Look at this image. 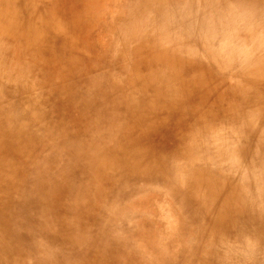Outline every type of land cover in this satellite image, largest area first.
<instances>
[{
	"label": "rangeland",
	"instance_id": "374dc122",
	"mask_svg": "<svg viewBox=\"0 0 264 264\" xmlns=\"http://www.w3.org/2000/svg\"><path fill=\"white\" fill-rule=\"evenodd\" d=\"M147 1L152 4L154 0ZM185 2L179 7H183ZM4 3L10 17L15 16L17 25H8L9 37L0 36L4 48L0 54L1 77L6 78L9 73L6 84L17 81L20 90L28 89L30 83L34 86L40 82L43 87L37 91L39 96L53 98L54 89L49 90L52 86L44 85L41 79L42 75H47L55 88L59 87L65 93L63 97L58 95V101L47 107L50 122L45 124L54 126V133L52 130L53 134H50L52 138L33 128L27 129L28 125L22 121L19 125V116L14 117L17 119L15 122L9 123V113L0 111V153L3 147L14 143L18 135L22 138L31 135L25 137L27 144L30 139L33 144L32 136L35 144H40L37 150L23 147L31 160L10 152L7 157L3 152L0 204H8L6 201L9 200L12 201L10 207L25 198L13 189L4 175L7 164L17 163L26 168L29 175L34 174L29 180L33 185L31 194L49 195L45 203L50 210L44 219L54 229L48 230L45 223L39 225L34 222L42 215L36 209L26 214L23 222L13 223L11 216L15 213L7 214L0 221V226L7 222L9 243H15L3 250L4 256L21 254L22 258L16 264H207L213 261L215 264L223 261L257 264V257L251 255L247 248V251L244 247L234 251L224 244H213L210 237L212 226L207 222L209 218L198 212L199 204L193 201L192 196L200 192L205 195L213 193L210 185L203 186L204 180L199 173L210 168L216 150L220 151L219 146L225 150L224 153L220 151L222 157H229L234 163L224 165L220 175H229V171L235 170L250 175L252 179L261 177L258 182L264 180V174L254 170L258 165L264 170V76L245 79L239 71L231 75L209 64L199 72L194 65L190 72L208 84L212 82L219 97L224 99L218 107L220 112L216 113L214 125L201 130L191 127L195 140L190 147V142L182 136L188 134L189 129L180 130L179 134V126L174 128L175 125L171 124V113L163 116L175 106L179 112L175 118L177 122L183 119L184 126H189L191 122H186L189 118L181 110L185 103L179 107V103H174V97L160 100L163 91L156 94L154 86L157 81L152 85L143 82L142 86L125 83L127 89L124 91L129 98L123 102L116 100L118 89L112 88V81L117 87L124 86L117 79L125 80L131 75L134 61L139 62V71L164 65L173 58L169 56L170 60L167 59L168 48L175 50L178 47L176 41L174 46L165 44L157 49L150 43L151 50L137 52L134 60L135 49L131 48V52L128 49L132 55L127 61V69L130 67V70L123 69L124 63L117 60V55H122L126 48L112 45L114 29L118 18L125 14L138 17L133 11L140 8L142 13H147V8L142 9L144 0H5ZM137 4L139 6L135 7ZM120 19L122 26L130 22ZM78 22L82 24L77 26ZM14 38H38L39 47L44 50L43 58L35 59L37 55L33 49L22 56L20 51L14 54ZM68 50L74 56L71 63L62 58ZM157 56L164 60L157 59ZM25 61L31 63V69L23 68ZM175 69L179 72L177 66ZM164 75L172 78L173 74L165 71ZM103 77L102 86L100 81ZM176 81L173 88L180 94L181 85ZM103 90H106V97ZM159 94L161 96H156ZM204 110L205 117H210L209 108ZM245 114L254 117L248 120ZM198 119L202 116L194 118ZM150 122L151 128L148 127ZM252 129L259 134L256 132L253 136ZM71 133L81 138H92L86 145L88 148L84 149L87 152L70 154L61 150L63 140L71 137ZM208 138H212V144H206ZM50 140L59 148L56 153L50 151L53 150L47 143ZM221 155H216L218 161L223 159ZM78 156L84 161L80 165L75 162ZM100 159H106V163H101ZM69 160L70 164L66 165ZM78 168L81 172L88 170L93 176L85 173L87 182L77 180L72 172ZM112 171L114 176H111ZM42 174L51 181L47 183L44 180L47 178H38ZM53 183L61 191L66 186L71 189V194L63 195L64 200L67 198L69 201L67 206H64V201L54 206L56 197L52 198V188L47 186H54ZM58 200H61L60 196H57ZM86 209L91 213L85 218L90 216L92 223L84 226L82 213ZM52 221L57 223V227ZM82 240L87 244L83 245ZM251 249L254 253L262 252L259 245H253Z\"/></svg>",
	"mask_w": 264,
	"mask_h": 264
},
{
	"label": "bare ground",
	"instance_id": "6f19581e",
	"mask_svg": "<svg viewBox=\"0 0 264 264\" xmlns=\"http://www.w3.org/2000/svg\"><path fill=\"white\" fill-rule=\"evenodd\" d=\"M4 2L5 0H0V36L7 38L9 37L8 25L17 24L14 23L15 16L10 17V11L7 10ZM184 2V0H154L151 4V2L144 0L142 9L144 7L147 8V13H142L140 8L133 11L135 14L139 15H137L138 17L125 14V16L118 18L117 30L114 29V33L112 32L115 37L112 45H117L118 48H126L122 55H117V60H121L122 64L124 63L123 69H127V61L132 57L128 49L130 52L131 48L135 49L133 53L134 60L137 52L144 51V49L151 50V46L156 49L165 44L167 46H174L176 41L178 47H175V50L170 49L171 47L168 48L167 59H169V56L173 57L171 60L169 59V63H165L164 65L159 64L160 66L154 65L147 69H143V67V70H140V72L139 69H141V66L139 62L134 61V63H132L134 71L130 72L131 75L127 76L125 80L123 78L117 79V81L124 83V86L117 87L114 81H112L111 84L112 88L116 87L115 89H118L116 91L118 93L116 100H121L123 102L129 98L128 93L124 91L127 89V85L133 84L142 86L143 82L147 85H152L157 81L154 86L156 87L154 88L156 89V94L158 91H163V97L160 100L167 101L168 98L174 97L173 101L174 103H179V107L185 103L181 110L184 116L189 118L187 120L185 119L187 123L191 122L189 126H184L183 119H179L177 122L175 118H178L176 116L179 112H176L177 109H175V106L168 107L172 111L165 112L163 116L171 113V124L172 126L175 125L174 128L179 126V129H177L179 134L181 133L180 130L189 129V131L186 132L188 134L181 135L184 137V140L190 142L189 146L192 147L191 143L194 142L195 136L193 135V131H191V127H196L198 130H201L202 127L205 128L214 125L217 122L218 114L216 113L219 111L218 107L223 104L222 99H224V97H222V99L219 97V93L216 91L217 87H214L212 82L208 84L205 79L198 77L196 74H192L190 70L194 65H197L196 68L200 72L205 70L206 64H209L212 65L213 68L217 67L218 69L226 70L231 75H234V73L237 74L239 71L241 75H245V79L255 76H264V0H191L190 2L186 1L183 7H179V4H184ZM137 6L139 5H135V7ZM120 18H123V20L127 19L130 22L122 26L123 24L120 22L122 19ZM81 24V22H78L77 26ZM14 40L16 47V50L13 51L14 54L20 51V56H22L25 52L27 53L30 49H33L37 55L35 59L43 58L44 53H42V51L44 50L39 47L40 42L38 38L35 40H31V38H14ZM150 43H152L151 46ZM3 50L4 48L0 42V54ZM62 58L64 61H67V63H71L74 58L72 51L68 50ZM157 59L164 60V58L160 56H157ZM205 59H208L211 63L208 60L207 62ZM23 65V68L26 70L32 68L29 61H25ZM175 66L178 67L179 72L175 69ZM1 69L2 68H0V92H3V95L0 93V111L4 110L5 113L6 111L9 113L11 118L9 123L15 122L17 119L14 117L19 116V125H21L22 121L28 125L27 129L33 128L36 132H44L52 138L50 134L54 133L55 128L52 125L45 124L46 122H50V120H48L49 108L47 109V107L49 105L51 106L55 101H58L57 96L65 94L64 91L59 87L55 88L53 80L51 81L49 78L50 76L45 74L46 76L42 75L41 79L44 81V85L50 84V86H52L49 90L54 89L53 98H41L37 92L43 87L40 82L35 81L38 84L33 86L30 83L31 86L28 89L20 90L17 81L12 82L11 85L6 84L8 81L5 79L9 76V73L6 74V78H2ZM129 70L130 67L126 71ZM6 71L5 66L4 72ZM165 71H171L173 74L172 78H167L164 75ZM31 73L32 71L30 74ZM36 73H39V70H37ZM26 74L28 75V73ZM187 76L189 78H187ZM104 78L105 77L100 81L102 86ZM175 81L178 82V85H181V89L179 90L180 94H177L176 92L178 91L173 88V82ZM125 83L128 84L126 85ZM104 84L106 83L104 82ZM104 91L106 90H103L102 93L106 97ZM156 96H161V94ZM226 100L227 99L224 101ZM203 107L206 109L209 108L208 112L212 116L208 115L210 117H205L206 112ZM197 116H202V119H198L201 121L194 120V118H198ZM245 116L248 120L254 117H250L248 114H245ZM6 117L8 118L7 115ZM187 123L185 125H187ZM7 124L8 122L5 123L6 126ZM150 125H152L151 122L148 123L149 128L152 127ZM52 130L53 133H51ZM256 132L257 131L254 129L251 130L253 136H255ZM257 134L259 133L257 132ZM69 136L71 137L63 140L61 150L63 152H69L70 154H74L76 151L78 154H81L80 151H85V147L88 148L86 145H88L89 141L91 142L92 139L91 137L81 138L78 135H74V133H71ZM176 136L180 135L176 133ZM25 137L23 136L22 138L18 135L14 143L3 147L4 149L2 148L7 157L8 152H10L9 154L13 153L17 157L23 156L25 159L31 160L29 159V152L25 151L23 147L28 146L37 150L40 144H35L32 136L33 144L31 145L30 139L29 145L27 141H25ZM174 138L173 139L176 141L177 139L175 136ZM207 140L208 142L206 144H212V138H208ZM49 142L51 144H49ZM49 142H47L48 146L53 148V150L50 151L56 153V151L59 150L58 146H55V142L52 143L51 140ZM262 145L264 146V142H262ZM190 149L193 151L192 148ZM218 149H220L222 153L225 152L220 146ZM220 151L216 150L212 165L209 166L210 168L208 170L204 169L199 173V176H202L204 180L202 183L203 186L210 185L213 193H207V195H205L200 192L201 195L199 193L197 196H192V199L193 201L196 200L199 204L198 212H200L203 217L209 218L207 222L212 226V235H210V237L213 239L212 242L214 245L224 244L231 248L229 250L234 251H237L238 248H241V250H243V247L244 250L247 248L251 255L257 257V264H264V180L258 182L257 180L261 179V177H259V179H252L250 175L235 170L229 171V175H220L219 173L223 171L224 165L234 164L230 162L229 157H222ZM3 152L0 153V163H3ZM236 152L241 154L243 150L241 153L239 151ZM217 154H220L223 159H219L218 161L216 159ZM80 156L75 160L78 165L84 162ZM100 160L101 163H106V159ZM70 161L71 160L65 164L69 165ZM256 167L257 168L254 169L255 172L259 171V173L261 172L264 174V170H262L259 165ZM4 171L5 178L7 181L11 182L13 189L18 192L21 197L23 196L25 198L18 200L17 204L13 203L10 207L9 205L12 201L9 200L6 201L8 204H0V221L5 218L7 214L15 213L14 216H11V221L13 223L23 222L22 219L24 216L26 214L29 215L33 209H36L39 210L42 215L38 216L39 218L34 222L39 225L45 223L46 220L44 217L47 216L45 214L50 210L45 200L49 198V195L45 193L43 196L40 195V197L37 194H31L30 191L33 185H31L29 180L34 174L29 175L27 169L21 167L17 163L7 164ZM82 172L78 168L76 172H72V175L76 174L77 180H86V182L88 179L84 175L85 173H89L91 177L93 176L86 169H83ZM81 174L84 176H77ZM114 175L115 173L112 171L111 176ZM263 177L264 175H262V178ZM38 178H47L44 179L47 183L51 181L47 175L44 176L43 174ZM44 180L41 182H44ZM260 183H262V185H260ZM42 185L43 184L40 186ZM53 185L54 186H47L52 188V198L56 197L57 203L54 204V206H57L58 203L61 204L63 201L64 206H67L69 201L67 198L64 200L63 195L68 196L71 194V189H68L66 186V189L61 191L60 188L55 187L54 183ZM189 190L193 191V189ZM57 196H60L61 200L57 201ZM193 201L191 200V202ZM85 211L82 214L84 215V226H87L92 222H90V216L88 219L85 218V216L90 215L91 210L86 209ZM241 212L245 214L240 215ZM11 221L9 220V224H11L12 227ZM52 223L57 227L55 221H52ZM45 226L48 230H54L49 224L47 225L45 223ZM8 232L9 227L6 222L5 225L0 226V264H16L22 258L19 253L16 255L4 256L3 250L7 249L10 244L13 245L15 243H9ZM10 240L12 241V239ZM81 242L83 245L87 244L86 240H82ZM16 245L17 244H15V246ZM253 245L261 246L262 252H252L251 246ZM202 264H204V262ZM207 264H215V261H213V263L208 262ZM217 264L233 263L223 261Z\"/></svg>",
	"mask_w": 264,
	"mask_h": 264
}]
</instances>
